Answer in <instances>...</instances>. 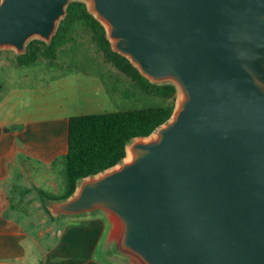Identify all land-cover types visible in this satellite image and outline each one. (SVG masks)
Wrapping results in <instances>:
<instances>
[{
	"label": "water",
	"instance_id": "obj_1",
	"mask_svg": "<svg viewBox=\"0 0 264 264\" xmlns=\"http://www.w3.org/2000/svg\"><path fill=\"white\" fill-rule=\"evenodd\" d=\"M70 1L0 0V47L48 42ZM89 1L112 50L184 98L50 208L112 213L119 252L145 264H264V0Z\"/></svg>",
	"mask_w": 264,
	"mask_h": 264
},
{
	"label": "crops",
	"instance_id": "obj_2",
	"mask_svg": "<svg viewBox=\"0 0 264 264\" xmlns=\"http://www.w3.org/2000/svg\"><path fill=\"white\" fill-rule=\"evenodd\" d=\"M68 121L0 125V264H123L128 258L118 250L120 223L112 213L56 214L41 196H66Z\"/></svg>",
	"mask_w": 264,
	"mask_h": 264
},
{
	"label": "rangeland",
	"instance_id": "obj_3",
	"mask_svg": "<svg viewBox=\"0 0 264 264\" xmlns=\"http://www.w3.org/2000/svg\"><path fill=\"white\" fill-rule=\"evenodd\" d=\"M77 1L82 2L88 11L91 10L89 0ZM97 21L106 35V25L99 19ZM95 30L87 24L69 26L56 37L58 44L50 56L41 53L47 41L38 36L29 38L24 51L29 48L38 51L36 62L26 66L18 63V57L24 51L17 53L13 48L0 47V125L5 123L20 128L28 123L32 125L40 122L42 126H61L67 118L73 116L166 106L171 103L174 112L184 98L178 86L169 80L153 82L148 79L157 86L174 84L172 98L159 97L149 93L147 87L141 88L137 82L105 60L97 45ZM108 42L112 48L113 41L108 39ZM156 131L145 138L132 140L126 151L133 142L154 140ZM45 202L50 203L48 200ZM129 258L132 261L129 262L127 258L123 264H145L134 255Z\"/></svg>",
	"mask_w": 264,
	"mask_h": 264
},
{
	"label": "trees",
	"instance_id": "obj_4",
	"mask_svg": "<svg viewBox=\"0 0 264 264\" xmlns=\"http://www.w3.org/2000/svg\"><path fill=\"white\" fill-rule=\"evenodd\" d=\"M87 24L94 27L96 41L105 60L112 63L124 75L137 82L141 88L159 97L172 98L174 84L157 86L142 76L126 57L114 52L108 42L102 25L93 17L92 12L77 0L65 6L64 16L59 20L50 40L44 44L43 55L50 56L57 46L56 37L68 29ZM98 30V32H96ZM98 33V35H97ZM37 51L25 50L18 63L22 66L36 62ZM173 112V104L142 109H132L99 114L78 115L69 118L67 151L64 160V175L68 190L59 199L41 194L43 200L63 201L75 191L76 184L84 178L95 176L121 163L126 156V146L136 138H145L159 126L166 123ZM48 213V210H46Z\"/></svg>",
	"mask_w": 264,
	"mask_h": 264
},
{
	"label": "bare ground",
	"instance_id": "obj_5",
	"mask_svg": "<svg viewBox=\"0 0 264 264\" xmlns=\"http://www.w3.org/2000/svg\"><path fill=\"white\" fill-rule=\"evenodd\" d=\"M127 155L125 157V161H129L131 159V152L129 150L126 151Z\"/></svg>",
	"mask_w": 264,
	"mask_h": 264
}]
</instances>
